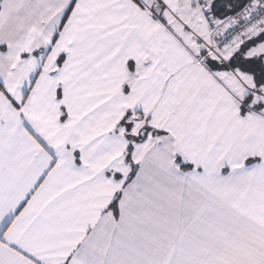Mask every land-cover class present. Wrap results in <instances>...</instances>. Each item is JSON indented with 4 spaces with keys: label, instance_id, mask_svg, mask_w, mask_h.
<instances>
[{
    "label": "snow or ice",
    "instance_id": "obj_1",
    "mask_svg": "<svg viewBox=\"0 0 264 264\" xmlns=\"http://www.w3.org/2000/svg\"><path fill=\"white\" fill-rule=\"evenodd\" d=\"M0 264H264V0H0Z\"/></svg>",
    "mask_w": 264,
    "mask_h": 264
}]
</instances>
